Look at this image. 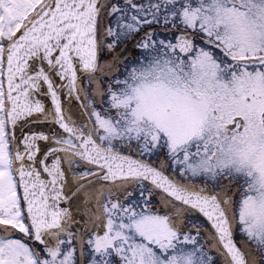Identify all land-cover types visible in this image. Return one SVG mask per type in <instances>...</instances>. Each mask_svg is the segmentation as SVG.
<instances>
[{
  "label": "snow or ice",
  "instance_id": "obj_1",
  "mask_svg": "<svg viewBox=\"0 0 264 264\" xmlns=\"http://www.w3.org/2000/svg\"><path fill=\"white\" fill-rule=\"evenodd\" d=\"M0 264H264V0H0Z\"/></svg>",
  "mask_w": 264,
  "mask_h": 264
},
{
  "label": "flooded vegetation",
  "instance_id": "obj_2",
  "mask_svg": "<svg viewBox=\"0 0 264 264\" xmlns=\"http://www.w3.org/2000/svg\"><path fill=\"white\" fill-rule=\"evenodd\" d=\"M45 93H46V90L45 91H42L40 93V98L41 99H44L45 98ZM46 102L47 103H50V100H48ZM77 115H79V111H77ZM33 125L37 129L43 128V129L48 130V131H53V130H55V127H56L55 125H50L47 121H38L35 118H33ZM33 125H29L28 127H32Z\"/></svg>",
  "mask_w": 264,
  "mask_h": 264
}]
</instances>
